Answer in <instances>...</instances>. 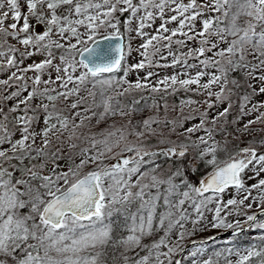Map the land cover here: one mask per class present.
I'll use <instances>...</instances> for the list:
<instances>
[{"label":"snow or ice","instance_id":"snow-or-ice-1","mask_svg":"<svg viewBox=\"0 0 264 264\" xmlns=\"http://www.w3.org/2000/svg\"><path fill=\"white\" fill-rule=\"evenodd\" d=\"M0 75V264H264V0H0Z\"/></svg>","mask_w":264,"mask_h":264},{"label":"rangeland","instance_id":"rangeland-1","mask_svg":"<svg viewBox=\"0 0 264 264\" xmlns=\"http://www.w3.org/2000/svg\"><path fill=\"white\" fill-rule=\"evenodd\" d=\"M185 2H187V0H185ZM160 23V21L159 20H157L156 21V25H158ZM156 25H154V27L156 26ZM173 27L175 26V25H172ZM198 27H199V23H198V25H197ZM139 41H137L136 43H138ZM134 47H135V44L133 45ZM133 56L135 57L136 56V53H133ZM31 61H27L26 63H30ZM14 70V69H13ZM157 71H159L160 72V75L161 76H163V75H165V74H170L173 70L172 69H167V70H162V69H158ZM29 75H31V73H29ZM0 78H4V76H2V75H0ZM143 95H147V93H142ZM185 93H183V92H181V93H178V96L179 97H177V98H175V99H173L174 97H172V96H169L168 97V101H169V103L171 104V103H179V100L181 99V98H184L185 97ZM188 96H192L194 99H199L200 97H196V96H194L192 93H188L187 94ZM136 98H138V96L136 97ZM9 103H11V102H9ZM186 111H187V109H186ZM148 113H145V115H147ZM248 118H252V117H248ZM229 119H231V117L229 118ZM237 127H239V126H237ZM261 128H264V125H262V124H260V123H256V124H254V125H252V132L250 133V134H244V135H242L241 137H240V140H236L235 138H233V143H240V145L241 146H244L243 144H246V142H249V140H251V141H253V142H257V143H259L262 139H264V132H261L260 131V129ZM230 131H231V129H230ZM236 135H239V133H234V137L236 136ZM218 139H220L221 137H217ZM173 139H175V137H173ZM253 181H250L249 183H252ZM233 194H234V190H233ZM252 211H255V205H254V207H253V209H251V210H248V212H249V214H251L252 213ZM208 217H209V219H211V214L209 213L208 214ZM235 218H239V219H241V220H243V219H246V217H235ZM262 219H264V217H261ZM228 219H229V221L231 222V220L232 219H234V217H228ZM225 230H227V229H209L208 231H206V232H200V233H198L197 235H195V236H193V237H191V238H189L188 240H186V241H184V245H186L189 241H191V240H195V239H198V238H203V237H205V238H207V237H209V236H213V235H215V234H217V233H220V232H223V231H225ZM257 234V231L255 230V229H250V231L248 232V235H247V238L249 239V237L250 236H255ZM204 238V239H205ZM228 238H230V236H226V237H221V238H219V239H221L220 241H218V242H216L213 246H211V247H208V250H209V252L211 251V250H213V249H223L224 247H226V246H230V245H226L225 243H224V240L225 239H228ZM238 240H239V242H240V244L241 245H243V246H247L249 243H242V238H237ZM145 242H147V241H145ZM193 247H195V246H193ZM193 247H191L190 249H192ZM187 253V252H186ZM186 253L184 254V255H186ZM183 255V256H184ZM182 256V257H183ZM204 259H207V255H205L204 257H203ZM230 259H232L233 261H235L236 260V257L235 256H231V257H229ZM183 264H189V262L188 261H183Z\"/></svg>","mask_w":264,"mask_h":264},{"label":"trees","instance_id":"trees-1","mask_svg":"<svg viewBox=\"0 0 264 264\" xmlns=\"http://www.w3.org/2000/svg\"><path fill=\"white\" fill-rule=\"evenodd\" d=\"M172 97H174L173 99H175V98H177V97H179L178 96V94L176 95V96H172ZM249 142H253V141H251V140H249ZM249 142H246V144L247 143H249ZM241 143V142H240ZM254 143H257V142H254ZM246 144H243L244 146L246 145ZM257 144H259V143H257ZM242 145V144H241ZM250 231V229H247V230H245V234L243 235V236H239V237H237V238H242V243H249L250 241H249V239L247 238V235H248V232ZM205 237H203V238H198V239H204ZM221 239H215V241H213V240H211V241H209V242H207L206 244L208 245V247H211V246H213L216 242H218V241H220ZM196 246H199V244L198 245H196Z\"/></svg>","mask_w":264,"mask_h":264},{"label":"water","instance_id":"water-1","mask_svg":"<svg viewBox=\"0 0 264 264\" xmlns=\"http://www.w3.org/2000/svg\"><path fill=\"white\" fill-rule=\"evenodd\" d=\"M246 230V229H245ZM231 235V230H225L223 232H220L219 235H214V237L216 238H221V237H226V236H230ZM197 241V244L199 243L200 240H196ZM205 241H209L208 239H206ZM186 251L185 253L187 252V250L189 248H191L193 246V244L191 243V241L189 243H187L186 245ZM185 253H181L177 256L178 259H182V256L185 254Z\"/></svg>","mask_w":264,"mask_h":264}]
</instances>
